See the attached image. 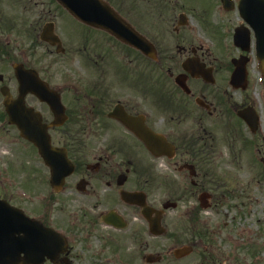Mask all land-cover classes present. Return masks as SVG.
Returning <instances> with one entry per match:
<instances>
[{
    "label": "flooded vegetation",
    "instance_id": "obj_1",
    "mask_svg": "<svg viewBox=\"0 0 264 264\" xmlns=\"http://www.w3.org/2000/svg\"><path fill=\"white\" fill-rule=\"evenodd\" d=\"M100 1L104 7L92 17L94 25L71 15L59 0L25 1L32 19L23 17V23L34 34L27 49L20 47L18 26L0 27V120L5 118L2 89L19 96L15 66L35 69L61 97L67 121L51 130L52 145L66 149L74 165L55 190L51 170L34 145L17 143V153L30 157L32 164H23L19 173L26 179L18 177L12 193L4 190L0 198L27 204L28 216L66 238V253L57 258L61 264H147L148 219L142 208L124 201V191L145 193L147 205L155 209L175 204L163 220L174 214L178 220L208 223L222 202L211 187V155L216 153L211 142L217 141L218 126L230 148L249 135L264 167V85L262 99L248 96L259 89L252 73L263 77L258 39L247 32L249 52L235 46L236 28L243 23L233 24L237 9L225 10L220 0H209L207 10L195 0ZM215 17L220 27L212 25ZM46 27L64 50L58 53L50 46L62 76L55 86L52 61L33 56L42 45L35 34ZM148 43L156 61L148 56ZM244 56L245 78L232 82L234 60ZM237 93L245 97L237 101ZM25 102L42 114L43 123H52L45 103L33 95ZM246 108L257 118L252 134L238 117ZM115 112L127 114L130 126ZM143 126L162 138V155L151 153L134 133ZM159 191H167L163 202L155 195ZM254 227L247 236L251 243L244 239L238 246L230 240L231 231L225 235L219 225L209 224L206 230L172 232L167 241L191 238L186 245L193 253L175 259L183 264H264V211ZM192 255L197 261H189Z\"/></svg>",
    "mask_w": 264,
    "mask_h": 264
},
{
    "label": "rangeland",
    "instance_id": "obj_2",
    "mask_svg": "<svg viewBox=\"0 0 264 264\" xmlns=\"http://www.w3.org/2000/svg\"><path fill=\"white\" fill-rule=\"evenodd\" d=\"M29 0H0V27L9 28L12 25L18 26L20 30V47L21 49H27L29 43L31 42L32 36H34L33 31H28L24 26L25 23L22 19L25 17L28 21H31V12L24 8V2ZM197 3L203 4L205 10L209 8V0H195ZM37 19V16H35ZM213 26H221V20L211 18ZM233 24H237L238 16H233ZM228 26H232L229 22H226ZM197 30V28H196ZM29 32V33H28ZM40 31H37L35 37L37 38ZM37 38L35 40H37ZM199 40L202 37L198 36ZM208 45V43H206ZM38 45V42H37ZM36 60L38 58H46L52 61L53 64V85H60L61 73L58 65H55V58H51L50 49L47 45L42 43L37 50H35ZM20 59V58H19ZM21 60V59H20ZM254 81L259 89H255L251 94L253 96H258L262 99L263 84L260 86L259 77L256 73H252ZM250 95V94H249ZM235 100L239 101L241 97L245 95L234 94ZM260 102H262L260 100ZM1 104V98H0ZM1 111V109H0ZM247 139H250L249 135H245ZM217 141H212V146L215 154L211 155L212 162H214L213 169L216 176L220 179L214 182L211 187L215 190L214 197L222 199L221 206L217 207L218 214L213 216L210 215L208 218V224L211 226L219 225L220 229L224 231L225 235L227 231H231L230 240L232 243L238 244L243 243L250 239H247L249 232H252L255 227V221L264 211V180L260 179L259 173L261 168L259 167L260 155H257V160L252 154V150L247 145L246 140L236 141L232 148L228 147L223 141V132L218 128ZM20 141L18 131L12 127L5 125L4 128L0 126V192L3 194L4 190H7L9 194L12 193L14 189V183L16 180L21 179L24 181L25 176H22L21 168L26 161H32L30 157L19 155L17 153V142ZM234 152V153H233ZM37 161V158L34 160ZM217 179V178H216ZM165 191L155 192V195L162 200L165 199ZM244 204L251 205L248 207L243 206ZM26 209L29 208L27 204H22ZM177 217L172 214L167 216L163 220V225L167 229V233L177 231ZM226 224V226H225ZM212 230H219L214 229ZM228 233V232H227ZM179 237L177 241H167L168 236L160 238H152V236L147 233V254H161L164 256L165 260L160 264H183L177 262L172 257V250L179 247L185 242V237ZM223 239L226 236H222ZM219 240V244L222 241L224 245L225 240ZM245 247V245H243ZM134 252L133 248L130 253ZM189 261H197L196 255H192L188 258Z\"/></svg>",
    "mask_w": 264,
    "mask_h": 264
},
{
    "label": "water",
    "instance_id": "obj_3",
    "mask_svg": "<svg viewBox=\"0 0 264 264\" xmlns=\"http://www.w3.org/2000/svg\"><path fill=\"white\" fill-rule=\"evenodd\" d=\"M222 1L225 5H228L227 0ZM263 8L264 0H241L240 2L241 14L255 29H258L255 18L264 16ZM70 9L75 15L82 16V11L78 10L76 5L71 6ZM263 28V25L259 27L261 30ZM49 33L48 31L44 32L42 40L49 42L51 40ZM239 33L237 31L236 41H240L241 39ZM51 43L54 44L55 42ZM241 70L238 68L236 72ZM17 78L20 83V97L18 100H13L3 90L5 97L4 104L10 118L9 123L15 124L19 128L21 136L38 147L40 154L52 169V183L63 182L64 178L70 173L67 170L69 165L65 151L51 147L50 136L48 134L49 127L42 124V119L38 113L26 108L24 105L25 95L28 93L37 95L42 101L50 105L55 114V121L52 126H61L66 117L58 95L50 91L48 86L40 81L38 77L31 75V72H25L21 69L17 70ZM247 112L240 113V117L254 129L256 125L255 119L251 113ZM121 121L128 124L129 118L121 116ZM136 133L151 151H157L155 136L149 129L144 131L137 130ZM124 198L132 205L145 207V197L140 199L137 194L125 193ZM145 210L147 217L153 211L152 209ZM160 215L161 213L157 212V219L149 220L150 230L154 235L163 234L165 231L160 225ZM33 230V222L23 212L11 207L4 201H0V264H42L46 258L50 259L54 264H59L56 260L61 253L65 252L66 248L61 250L57 243L53 244V247L43 246L41 243L35 241ZM39 230L44 231L42 228H39ZM59 238L57 236V239ZM190 251V248L178 249L175 251V255L180 258L189 254ZM156 259L154 256H149L148 262H155Z\"/></svg>",
    "mask_w": 264,
    "mask_h": 264
},
{
    "label": "trees",
    "instance_id": "obj_4",
    "mask_svg": "<svg viewBox=\"0 0 264 264\" xmlns=\"http://www.w3.org/2000/svg\"><path fill=\"white\" fill-rule=\"evenodd\" d=\"M203 229V228H202Z\"/></svg>",
    "mask_w": 264,
    "mask_h": 264
}]
</instances>
